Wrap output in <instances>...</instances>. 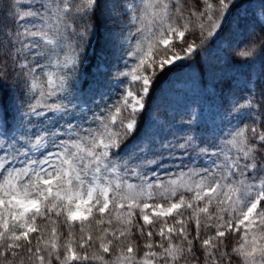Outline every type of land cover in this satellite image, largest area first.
<instances>
[{
  "label": "snow or ice",
  "instance_id": "snow-or-ice-1",
  "mask_svg": "<svg viewBox=\"0 0 264 264\" xmlns=\"http://www.w3.org/2000/svg\"><path fill=\"white\" fill-rule=\"evenodd\" d=\"M0 264H264V0H0Z\"/></svg>",
  "mask_w": 264,
  "mask_h": 264
}]
</instances>
